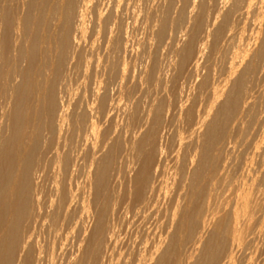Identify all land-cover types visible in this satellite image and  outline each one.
<instances>
[{
	"label": "bare ground",
	"instance_id": "obj_1",
	"mask_svg": "<svg viewBox=\"0 0 264 264\" xmlns=\"http://www.w3.org/2000/svg\"><path fill=\"white\" fill-rule=\"evenodd\" d=\"M253 1L223 3L213 32L193 14L170 79L143 64L142 102L128 18L144 0H0V264H264V25L251 42L231 20Z\"/></svg>",
	"mask_w": 264,
	"mask_h": 264
},
{
	"label": "rangeland",
	"instance_id": "obj_2",
	"mask_svg": "<svg viewBox=\"0 0 264 264\" xmlns=\"http://www.w3.org/2000/svg\"><path fill=\"white\" fill-rule=\"evenodd\" d=\"M145 2H143L144 4H137V9H135L136 11H138L137 13H139L138 14V17H137V19H133V18H136V16H135V14H136V12H135V14H132V10L133 11H135L134 9H133V4L131 3V5L130 6H132V8L130 7L129 8V12H127V13H130V10H131V14H127V16L125 15V14H123L122 15V19H125L126 17L128 18V16H130V18H128L129 20H127L126 21V19H125V21L126 22H128L129 21V24L132 22V21H134L135 20V22H133V23H131L130 24V30L129 31H131L132 30V37H131V41H132V44L135 46H133V48H135L134 49V52H133V54H132V56H131V60H132V64L134 65L135 63V69H136V75L138 74L137 73V70H138V72L139 73H141V75H137L136 76V78H137V80H136V78H135V82H134V84H135V87H137L138 89H139V93L140 92H143V91H145V92H143L142 93V95L144 96V94L146 95L145 97H141L142 95H141V93L139 94H136L135 95V97H134V99L136 100L138 97V95L140 96L139 98H138V100L140 101H144V99H146V98H148L149 100H151V99H154V96L152 95V92H151V90L149 89V90H145L146 88H145V85H141V83H142V77H143V74H142V71H143V67L146 65V64H148V65H150L151 64V61H153V60H156L155 62H157V64H159V65H161L162 67H160V68H162L163 70H165V72L167 73H165L166 74V77L168 76V73H169V76H168V78L167 79H170V77L172 76V74L174 73V71H173V67H174V65L173 66H171L170 67V69H172V70H170V69H168V66H169V64L171 63V57H172V54H170L171 53V47H174V44H178L179 45V47L181 46L182 47V45L186 42V38L189 36V35H187V34H189V33H192V31L191 30H193L192 29V27H194L195 28V25H196V20H195V17H194V15L196 16V15H198V16H196V17H199L200 16V14L202 15V11H204V13L206 12H208L209 10L211 11V12H213V16L215 15H217L216 17L214 16V18H212L213 16H212V14H210L212 17H210V15H209V13H211L210 11L206 14L205 13V16H204V23H205V25H204V27L206 28L207 26H210L209 27V29L211 30V29H213V30H215L216 28V25L218 26L219 24H220V22H221V17L223 18V16H221L222 14H224V12L222 13V11L224 10L223 8H225V10L227 11L229 8H230V6H228V4H230V3H228V2H226V1H229V2H231L232 3V1L233 0H224V2H223V0H219V1H214V2H218V4H219V9L216 11V9H217V5H215V6H213L215 3L214 2H212V0L210 1H208V3L209 4H207V5H205L206 3H204L203 5H201L200 3H202L203 1H205V0H203L202 2H201V0H187L186 1V4L188 5L189 4V6H193V7H191L192 9L190 10V7L189 6H187V9H189V10H187V9H184V8H186V4L183 6V5H181L182 3L184 4V2H180V1H184V0H176L175 1V5H176V8L178 7V9H175V7L172 5V7H169V2H167L168 0H148V2L146 1V0H144ZM160 2V3H158L157 4V2ZM188 1H191V3L190 2H188ZM207 1V0H206ZM253 1V0H252ZM258 1L259 0H257V4H259V6L258 5H255V9H253V7H254V4H256V2L255 1H253V2H251V5H252V3H254L253 4V6H251L250 7V9H247V11H246V9L245 8H241V7H243V6H240L239 7V9L241 8V10L239 11H237L234 15H235V17H234V15H233V18L231 19V20H234L233 21V24H234V27H235V29H236V27H237V29L239 30L240 28V30L239 31H241V30H243V29H245V30H247V31H245L244 32V35H245V33H246V37H248L249 36V34L251 33V32H256L257 30H258V28H263L262 27V25H264L263 23V21H264V17L262 18V16L264 15V0H260L259 1V3H258ZM262 1V2H261ZM194 2V3H193ZM212 2V3H211ZM228 3L227 5H226V3ZM181 3V4H180ZM214 3V4H213ZM224 3V4H223ZM165 4V5H164ZM193 4V5H192ZM211 4V5H210ZM213 4V5H212ZM224 5V7L222 8V6ZM141 5V6H140ZM147 5V6H146ZM149 5V6H148ZM159 5V6H158ZM180 5V6H179ZM231 5V4H230ZM146 6V7H145ZM227 6V7H226ZM256 6H258V11L256 12ZM140 7V8H139ZM206 7H208V9H206ZM263 7V8H262ZM198 8H202V10L201 9H199V10H201V12L200 11H197L198 10ZM227 8V9H226ZM162 9V10H161ZM165 9H167V10H165V11H167L170 15H173V16H169L168 17V14H166V13H163V12H165L164 10ZM175 9V10H174ZM194 9V10H193ZM197 9V10H196ZM204 9V10H203ZM215 9V10H214ZM177 10H179V12L181 13H176L177 12ZM206 10V11H205ZM253 10V11H252ZM255 10V11H254ZM262 10V11H261ZM159 11L161 12V11H163L162 13H163V15L162 14H159ZM176 11V12H175ZM194 12V13H191V12ZM196 11H197V13H196ZM215 11H216V13H215ZM247 12V14L248 15H246V19L244 18L245 17V14H246V12ZM250 11V12H249ZM143 12V13H142ZM188 12V13H187ZM240 12H245V14H243V13H241V14H243L244 15V17H243V15H237V14H239ZM263 12V13H262ZM123 13H125V12H123ZM142 13V14H141ZM145 13V14H144ZM171 13H173V14H171ZM191 13V14H190ZM200 13V14H199ZM252 14V16H250L251 14ZM253 13H254V15H253ZM256 13V14H255ZM258 13H261V14H259L258 16H256ZM147 14H149V15H147ZM151 14V15H150ZM156 14V15H155ZM188 14L191 16H193L194 17V20H192V18H186L187 16H188ZM194 14V15H193ZM221 14V15H220ZM143 15V16H142ZM146 15V16H145ZM161 15V17H159ZM164 15H167V16H165V18H164ZM218 15H220V17L218 16ZM237 15V16H236ZM126 16V17H125ZM133 16H135V17H133ZM140 16V17H139ZM144 17V18H142V17ZM156 16V17H155ZM183 17V18H181V17ZM189 16V17H190ZM241 16V17H240ZM256 16V18H258V21H256L257 19H255L254 17ZM259 16H260V19H259ZM153 18V20H150V18ZM157 17H159V19L157 18ZM172 17V18H171ZM174 17H175V19H174ZM243 17V18H242ZM249 17V18H248ZM251 17V18H250ZM212 18V19H211ZM220 18V19H219ZM147 19V20H146ZM157 19L158 20H160V23H159V21H157ZM172 19L173 20H178L177 22L178 23H175L176 25L177 24H179V23H181V25L179 26V25H175V24H173V21H172ZM206 19H207V21L208 22H213L212 23V26H211V23H208L207 21H206ZM215 19V20H214ZM236 19V20H235ZM237 19L239 20V21H237ZM243 19H245V20H243ZM247 19H248V21H247ZM255 19V21H253ZM145 20H146V22H145ZM149 20V21H148ZM166 20V23L168 22V23H170L171 21V23L170 24H168L167 25V27L169 26V25H171V27L170 28H172V29H174V25H175V27L177 28V27H179V30H181L182 28H183V31H185V32H183L182 30L181 31H178V28L177 29H175L174 31H176V32H174L172 29H171V32H173V33H170V28L169 29H167L168 30V32H169V34L170 35H168V33H167V31H166V38H165V40H161L160 41V39L158 40V37H157V34H158V30H159V28H160V26L163 24V23H165L164 21ZM125 21H123L122 20V23H126ZM138 21V22H137ZM152 21H154V22H152ZM156 21H157V23H156ZM185 22V25H183V27H181L182 26V24H184V22ZM242 21V22H241ZM259 21H260V23H259ZM151 22V23H150ZM174 22H176V21H174ZM187 22V23H186ZM195 22V23H194ZM215 22V23H214ZM217 22V23H216ZM237 22H238V25L240 24V23H242V27H239L238 25L236 26V24H237ZM240 22V23H239ZM263 22V23H262ZM149 23V24H148ZM153 23V24H152ZM162 23V24H161ZM165 23V24H166ZM208 23V24H207ZM254 23V24H253ZM258 23H259V25H258ZM157 24V25H156ZM160 26H159V25ZM186 24H188L187 26H186ZM210 24V25H209ZM215 24V25H214ZM246 24V25H245ZM247 24H249L251 27H250V29L251 30H254V31H249L248 30V26H247ZM257 24V25H256ZM133 25V26H132ZM136 25H138V27L136 26ZM144 25V26H143ZM245 25V26H244ZM255 27H254V26ZM94 26V23H93V21L91 22V27H93ZM124 26V25H123ZM156 28H155V27ZM173 26V27H172ZM192 26V27H191ZM214 26V27H213ZM240 26H241V24H240ZM244 26V27H243ZM247 26V27H246ZM261 26V27H260ZM132 27L134 28V29H132ZM188 27V28H187ZM190 27H191V30H190ZM203 27V29L201 30L202 32L205 30V28ZM246 27V28H245ZM258 27V28H257ZM143 28H146V29H143ZM151 30H150V29ZM243 28V29H242ZM256 29V31H255V29ZM98 29V28H97ZM142 31H141V30ZM158 29V30H157ZM236 29V32L238 31ZM136 31V32H135ZM144 31V32H143ZM191 31V32H190ZM212 31V30H211ZM139 32V33H138ZM180 32H182V33H180ZM188 32V33H187ZM201 32V33H202ZM213 32V31H212ZM212 32H210L211 34H212ZM250 32V33H249ZM149 33H151L152 35H150ZM177 35H175V34ZM180 33V34H179ZM183 33H185L187 36L185 37L184 36V34ZM204 33V32H203ZM203 33L199 36V40H200V38H201V40L200 41H202L203 39L202 38H204V35H203ZM254 33H251V34H254ZM205 34V33H204ZM145 35V36H144ZM148 35V36H147ZM172 35H174L173 37H175L174 39H173V37H172ZM180 35H182V36H180ZM149 36H151L153 39H151V38H148ZM184 36V37H183ZM202 36V37H201ZM206 36V35H205ZM253 36V35H252ZM251 35L249 36V38H247V39H250L251 37H252ZM155 37L157 38V39H155ZM170 37H171V39H170ZM177 37V38H176ZM245 37V38H246ZM140 38H141V40H140ZM210 38V37H209ZM253 38V37H252ZM148 39H149V41H148ZM176 39V40H175ZM205 39V38H204ZM133 40H135V41H133ZM136 40H137V42H136ZM145 40V41H144ZM168 40V41H167ZM210 40H211V38H210ZM210 40H208V42H207V45H209L210 46ZM252 40L253 39H250V41L252 42ZM158 41V42H157ZM161 43H165V44H161V46H159V48H158V45H160V42ZM170 41V42H169ZM176 42V43H174V42ZM168 42V43H167ZM172 42H173V45H172ZM157 43H159V44H157ZM183 43V44H182ZM137 44H139L140 46H138ZM153 44H155V45H153ZM169 44V45H168ZM147 45H148V47H147ZM153 45V46H152ZM165 45L168 47H165ZM171 45V46H170ZM258 45V43L256 44V45H254V47L256 48V46ZM151 47V48H150ZM161 47V48H160ZM163 47H165V48H163ZM152 49V50H151ZM162 51V53H163V51H164V54H161V51ZM165 49H168V50H165ZM147 50V51H146ZM153 50H155L154 52H155V54H154V52H153ZM142 51H143V53H142ZM145 51V52H144ZM138 52V53H137ZM148 52V53H147ZM141 53V54H140ZM146 53V54H145ZM150 53H152V55L151 56H149L150 55ZM157 54H159V55H157ZM168 54H170L169 56H167ZM156 56V59L155 58H153L154 56ZM161 55H166V56H161ZM143 56V57H142ZM149 56V57H148ZM153 56V57H152ZM158 56V57H157ZM171 56V57H170ZM159 57H161V58H159ZM163 57V58H162ZM164 57H167V59L166 58H164ZM146 58H147V60H146ZM159 60H158V59ZM169 58H171V59H169ZM160 59H161V61H162V63H161V61H160ZM162 59H166V61L165 60H162ZM169 59V60H168ZM146 61V62H145ZM165 61V62H164ZM164 62V63H163ZM143 64H145V65H143ZM164 64V65H163ZM174 64V63H173ZM158 65V66H159ZM163 67H165V68H163ZM167 68V69H166ZM167 70V71H166ZM170 70V71H169ZM171 72V73H170ZM173 72V73H172ZM171 75V76H170ZM140 76H142V77H140ZM141 79V80H140ZM140 80V81H139ZM193 85H194V82H191ZM138 84V85H137ZM190 85V86H193V85ZM142 86V87H141ZM144 86V87H143ZM147 92H149V94H146ZM152 95V96H151ZM147 96H150V97H147ZM137 97V98H136ZM156 97H158V99L160 98V96L158 95V96H156ZM141 98V99H140ZM156 99V98H155ZM264 99V98H263ZM263 99H261V101H260V104H258L259 106H261L262 108V110L260 109V108H258V105H257V114L260 116L261 115V119H262V115L264 114L263 113V110H264V106H263V104H264V102H263V104H261V102L262 101H264ZM157 100V99H156ZM158 101V100H157ZM156 101V102H157ZM258 110H261L262 112H258ZM263 113V114H262ZM263 118H264V116H263ZM171 122V123H170ZM166 123H168V124H170L169 125V127H168V125L166 124ZM176 123V124H175ZM173 124V125H172ZM175 124V125H174ZM167 125V126H166ZM164 126H165V128H164V136H165V139H164V147H165V149H167L166 150V152H169V149H170V151L172 150V151H174V149L173 148H175V145H176V142H177V139H178V133L180 132V130H182V128H180V126L177 124V122L175 121V120H172V118L171 117H167V119H166V122H165V124H164ZM173 126V127H172ZM175 126V127H174ZM176 128V131L174 132V131H172V130H170L171 128ZM178 127V128H177ZM167 128V129H166ZM168 130V131H167ZM174 130V129H173ZM179 130V131H178ZM168 132V133H167ZM166 133H167V135H166ZM168 135H169V137H168ZM167 136V137H166ZM171 137H173V141H171L172 139H169V138H171ZM166 138H167V140H166ZM169 139V140H168ZM176 140V141H175ZM166 142V143H165ZM170 142V143H169ZM166 144V145H165ZM175 144V145H174ZM239 144L240 143H238V146H237V148L234 150L235 152H233L234 153V158L236 157V155L238 156L241 152H242V150L244 149V147L242 148V142H241V146H239ZM170 146V147H168V146ZM242 148V149H241ZM170 153V152H169ZM174 152H171V155H170V157L171 158H173V156H174V154H173ZM232 153V154H233ZM235 153H237V154H235ZM162 158H165V157H162ZM163 160L164 159H161V162H162V165H163ZM125 167H126V165H125ZM125 170H126V168H125Z\"/></svg>",
	"mask_w": 264,
	"mask_h": 264
}]
</instances>
